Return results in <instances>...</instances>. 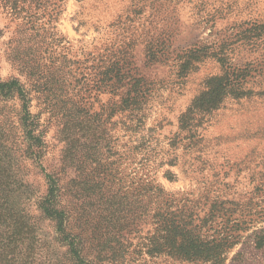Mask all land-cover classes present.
I'll use <instances>...</instances> for the list:
<instances>
[{"label": "rangeland", "instance_id": "1", "mask_svg": "<svg viewBox=\"0 0 264 264\" xmlns=\"http://www.w3.org/2000/svg\"><path fill=\"white\" fill-rule=\"evenodd\" d=\"M256 21L264 0H0V80L24 87L30 111L0 95V234L16 219L35 227L28 264L75 262L39 210L46 175L86 264H198L141 254L154 227L138 216L119 244L107 235L103 210L132 203L147 183L189 206L205 238L233 234L226 264H264V31L246 24ZM125 46V79L104 90L98 67ZM215 78L243 95L188 122ZM133 79L139 113L123 105ZM214 204L224 209L212 216Z\"/></svg>", "mask_w": 264, "mask_h": 264}, {"label": "trees", "instance_id": "2", "mask_svg": "<svg viewBox=\"0 0 264 264\" xmlns=\"http://www.w3.org/2000/svg\"><path fill=\"white\" fill-rule=\"evenodd\" d=\"M246 24L250 26L252 31H264V21L247 22ZM126 48L127 46L123 47V50L113 51L114 55L108 61L109 66L105 72L100 70L101 66L98 67L97 77L103 75L107 81V84L104 85V90L111 86V92L116 93V84L125 79L126 74H122L125 72L122 64L125 62ZM104 61L102 60V63ZM11 80L9 79L5 82L0 80V95L10 98H13L14 95H19L23 101V113L28 117L30 115L29 101L27 100L24 87H21L17 80ZM101 81L102 78L95 83L99 84ZM130 85H132V90L123 104L125 106L124 110L129 109L131 112L139 113L141 108L138 107L144 99L140 86L141 82L133 79ZM235 87L237 88L231 80L211 79L208 82V90L195 99L185 118L188 122H192L197 116L206 117L214 111L219 110L228 96L232 95V97L240 98L243 94H234ZM98 88L101 89V87ZM85 89L86 91L89 90V84ZM34 162H37V159ZM37 166L39 165L37 164ZM165 177L171 182L176 180V176L170 171H167ZM46 181L47 193L46 196L41 198V209L39 210L58 224L56 233L59 234V238L61 237V244L68 249L69 254L74 258L75 262L73 263L86 264L81 260L82 249L79 240L67 234L65 211L57 209V199L60 194L58 181L47 175ZM125 199L126 197L122 198L121 201ZM132 201V203L126 202L125 206L120 202L119 204H114L110 209L103 210L107 218H109L108 224L111 225V230L107 235L112 236L114 242L120 243L124 229L128 225L126 224L128 223L127 221L138 216V218L146 221L150 220L154 227V235L147 238L148 243L144 246L146 250L143 248L144 250L142 249L141 254L152 258L163 256L180 262L198 264H226L228 261V254L236 245L233 234H224L219 236V238H205L202 234L205 222L197 219V216H195L189 206L177 203L173 194L167 193L160 184L152 186L151 183H147L137 197L132 198ZM222 209H224L222 205L218 206L214 204L211 207V215L220 214L223 212ZM1 225L3 226L4 224ZM4 229V235L3 233L0 234V237L3 238L0 242V246L2 245L0 248V261L6 260L10 264H19L21 259H26L25 264H28L30 261L33 263L36 244L39 242L36 237L35 227L29 228L23 226L16 219L14 225L4 226ZM26 235H31L30 245L25 250H22L20 246L25 241ZM106 243L108 244V241ZM104 251L105 249L103 248L99 251L97 259L100 262H102V253ZM115 251L116 248L113 250V253ZM24 255L27 256L24 257Z\"/></svg>", "mask_w": 264, "mask_h": 264}]
</instances>
